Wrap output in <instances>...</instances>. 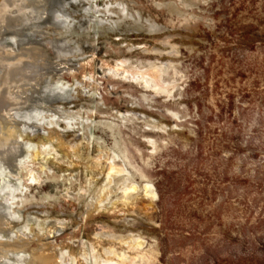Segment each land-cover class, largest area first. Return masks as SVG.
Returning <instances> with one entry per match:
<instances>
[{"label": "rangeland", "instance_id": "1", "mask_svg": "<svg viewBox=\"0 0 264 264\" xmlns=\"http://www.w3.org/2000/svg\"><path fill=\"white\" fill-rule=\"evenodd\" d=\"M47 10L44 22L0 30V49L38 50L32 101L0 119L33 145L5 178L20 189L1 242L16 232L26 257L47 243L60 264H163L162 251L165 264L244 260V240L264 238V0H50ZM62 97L70 104H49ZM33 108L48 127L39 114L23 123ZM41 143L53 151L43 164ZM6 149L15 164L16 143ZM111 157L137 188L114 205L113 182L98 198ZM182 230L190 239L168 243Z\"/></svg>", "mask_w": 264, "mask_h": 264}, {"label": "bare ground", "instance_id": "2", "mask_svg": "<svg viewBox=\"0 0 264 264\" xmlns=\"http://www.w3.org/2000/svg\"><path fill=\"white\" fill-rule=\"evenodd\" d=\"M49 1L50 0H0V30L4 27H13L16 25L24 26V25H27L31 20L36 19V18H40V20L44 22L45 20L48 19V18H44V16L45 15L47 16L49 14L47 12L48 11L47 9L49 8ZM37 51L38 50L33 47L30 50H26L25 55L24 53L19 55L17 52L15 54L14 51H12L11 49H4V48L0 49V70H1L0 72V114L2 115L0 117L1 120L14 118L19 101L24 96H29L27 99L32 101L31 97H33V95H29L30 92L28 93V86H26L27 85L26 82L28 81L31 68L34 67L33 66L34 64H32L30 61L34 59V55L36 54L38 55ZM40 58H42L41 61L43 62L44 58L42 56H40ZM124 73L126 75V78L128 79L130 78L132 79V77L135 76L134 75L135 73L133 70H126L124 71ZM38 81L39 80H37V82ZM143 85H144L143 88L149 87L147 81H145ZM155 91L158 94L164 91L163 85L160 82H157L155 84ZM44 96L45 97L42 96L43 100L46 99L47 94L44 93ZM61 99L62 101L59 103L50 102L49 104L54 106V108H56V105H60V106L66 105L67 106L70 104L69 101L67 100V97H62ZM20 114H21V119L23 120V123L25 124L26 122L31 121L32 118H34L36 114L37 115L39 114V115L38 117L35 116V118L36 117L38 119L40 118V113L38 112L37 108H33L27 111H22L20 112ZM1 120H0V155H1L0 157V264H58V263L60 264L61 259L59 258V254H57V252L51 253L49 249H46L47 243L42 242L43 244L41 248L33 249L32 254L26 257V254L25 256L23 255V250H24L23 244L16 243V240L14 241V239H16V232L12 231L8 233L10 235V240L12 242L11 241L1 242L2 234L5 233L8 227V225L6 224L7 220L10 219L9 218L10 216H13L14 214H16V211H14V214L11 215V213H9L10 212L9 210L11 209L12 199L19 198V197L16 198L14 196H15L17 189H20L18 188L20 185L17 187V184L9 182L5 180V178H6V175L10 174L9 173L10 168L15 167L16 164L19 165L16 171L17 170L19 171V168L21 169L20 166H23V164L25 163L28 157L27 154L30 152V146H33V145H28V144H24V146H20L17 144L18 142L17 140L19 137L22 136V132L23 131L25 132L24 130L25 128L20 129V126H17L16 128H12L11 126L9 127L11 123L8 125V128H5V127H2L3 123ZM32 121H35V120L33 119ZM38 121H40V123L41 121L44 122L41 119H39ZM46 123L48 124V122ZM46 123L44 126L48 127L49 124L47 125ZM10 141L12 143H16V146L20 151L19 156L15 160V164H14L15 158L12 159L11 158L12 155L8 154L7 153L8 149H6L9 146ZM39 148H40V145H39ZM49 149H50V144H49ZM51 152L53 153V151ZM52 153L50 152L48 153V150L46 149V145L41 143V150L35 154V160L41 162L42 164L46 163L47 161L50 160ZM108 163H109V167L105 168V170L103 171V176L101 178V181L99 180L100 181L99 187L101 189L99 190L100 195L98 198L101 199V197L104 196L105 193L108 192V186L111 185V183L113 182L115 186L114 190L116 191L117 189V190L122 191L121 196L116 197L113 200L114 203H111V205H114L116 204L117 201H120V200L125 201L126 199H128L129 194L134 193L137 188L134 183L128 182L129 179L128 177H125V174H122V171L124 173V170L121 169L120 164L116 163V159H114V157H111ZM31 173L32 172L29 171V174ZM31 176L29 175L28 177H26L27 178L26 183H28L27 185L35 184L34 181H35L36 176L34 177H31ZM33 178H34V181H33ZM149 189L150 187L148 188V184L145 183L143 185V192L146 194L147 197L150 196ZM82 190L81 192H83ZM15 199H14V202L16 201ZM10 200H11V203H10ZM16 217L17 215L12 218L16 219ZM54 238H55V235H54V232H52L50 233L47 239H54Z\"/></svg>", "mask_w": 264, "mask_h": 264}, {"label": "trees", "instance_id": "3", "mask_svg": "<svg viewBox=\"0 0 264 264\" xmlns=\"http://www.w3.org/2000/svg\"><path fill=\"white\" fill-rule=\"evenodd\" d=\"M262 201H263L262 205H264V198L262 199ZM262 209L264 210V208ZM259 223L264 224V213L259 219ZM263 233L264 232H262V234ZM175 235L171 234V231L165 234L168 243L169 242L173 243L175 239H179L178 241H180V240L190 239L191 237V234H189L185 230H182L179 236H175ZM246 239L244 240V260L242 258H237V259L234 258L235 260H233V262L228 264H264V238L263 237L260 239L251 238L252 240H248V241ZM166 253L167 252L162 251L161 263L163 264L166 263L164 261ZM207 257L209 258V256ZM205 264H218V263L214 261L213 263H211V261L210 262L205 261ZM220 264H225V263H220Z\"/></svg>", "mask_w": 264, "mask_h": 264}]
</instances>
